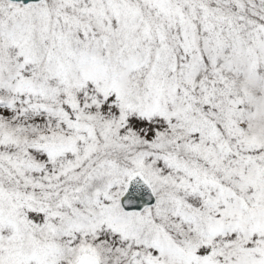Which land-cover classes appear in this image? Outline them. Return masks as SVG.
Wrapping results in <instances>:
<instances>
[{
  "label": "snow or ice",
  "instance_id": "6c2138e0",
  "mask_svg": "<svg viewBox=\"0 0 264 264\" xmlns=\"http://www.w3.org/2000/svg\"><path fill=\"white\" fill-rule=\"evenodd\" d=\"M0 264H264V0H0Z\"/></svg>",
  "mask_w": 264,
  "mask_h": 264
}]
</instances>
